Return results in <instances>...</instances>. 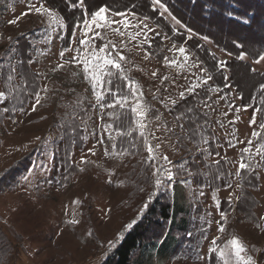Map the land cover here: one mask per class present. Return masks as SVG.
I'll return each mask as SVG.
<instances>
[{"label":"rangeland","instance_id":"374dc122","mask_svg":"<svg viewBox=\"0 0 264 264\" xmlns=\"http://www.w3.org/2000/svg\"><path fill=\"white\" fill-rule=\"evenodd\" d=\"M89 1L92 5L105 2ZM30 3L40 6L39 0H0V65H3L0 92L7 96L0 102V264L25 254L30 257L25 264H107L122 241L119 234L123 232L125 237L159 201L172 205L171 218L162 224L160 232L156 231L155 245L134 253L132 264H223L218 253L209 252L212 240L217 237L220 248L238 237L246 247L241 255L245 259L252 256L256 264H264V165L262 157L256 155V138L252 137V132L259 130V111L243 107L232 86L224 91L218 87L220 91L209 93L210 107L201 103L205 100L203 86L197 88L198 95L186 93L181 99L179 93L196 77L204 75L201 67L212 75L208 87L218 86L217 75L183 41V35H173L171 29L162 25L167 20L170 22L168 16H159L146 2L121 11L107 7L109 19L119 21L121 17L114 13L128 10V18L135 24L137 19L131 12L141 19L146 14L152 17L150 27L172 37L156 38L149 49L152 54L145 59L144 47L127 35L121 37L111 29L97 30L118 48L122 41L127 43L126 48H121L126 57L122 63L128 69L127 75L140 85L141 99L148 110L142 137L134 113L131 112L129 122H123L121 112H117L119 106L115 109L93 107V88L85 79L82 64H65L54 71L58 64L64 63L60 58L63 46H75L70 45L74 28L69 34L67 27L63 31L53 30L56 26H48L47 16L29 10ZM44 5L52 8L45 2ZM12 20L17 22L9 23ZM170 25L173 27L171 22ZM75 31L78 43L81 33L79 29ZM198 38L221 60L227 61L225 53L209 39ZM174 41L177 47L184 44L191 54L189 66L184 69L164 62V56L174 58V53L168 50ZM104 42L102 38L95 40L97 47ZM73 54L65 53V59ZM244 60L249 61L246 56ZM19 61L24 63L21 65ZM201 61L199 67H191ZM256 61H251L255 70L264 72V61ZM13 69V79L8 82ZM246 75L243 68L232 75L245 90L249 81ZM164 76L169 79L164 80ZM35 93L40 95L38 105ZM172 100L176 103L172 104ZM187 101L200 112L192 120L201 126L199 129L196 125L190 127V119L186 118L189 116L181 115L189 108ZM5 102L10 105L7 112L3 108ZM128 109L131 110L125 108ZM108 112L114 115L110 117ZM254 115L256 124H250ZM107 124L113 125L115 140L108 139V131L104 129ZM125 126L131 127L129 139L116 135L117 127ZM145 138L153 146L159 163L175 173L173 181L155 193L154 169L147 160ZM249 139L253 141L252 155L244 161L251 166L248 173L239 164ZM163 156L168 157L171 165L161 159ZM223 160L230 171L227 183L217 186L215 181L209 185L213 180L209 165H218L216 161ZM243 171L245 179L252 172L259 174L260 182L253 189L258 204L252 216L240 212L237 206L242 200ZM150 194H154L153 199L141 214ZM247 200L243 206L250 208L252 203ZM222 212L227 222L221 233ZM72 220L79 223H71ZM133 220L136 221L133 227L126 229ZM148 237L153 238L152 234ZM224 259L236 264L232 252Z\"/></svg>","mask_w":264,"mask_h":264},{"label":"snow or ice","instance_id":"6c2138e0","mask_svg":"<svg viewBox=\"0 0 264 264\" xmlns=\"http://www.w3.org/2000/svg\"><path fill=\"white\" fill-rule=\"evenodd\" d=\"M68 4L71 8H81L83 9V17L78 18L73 25V33H72V40L70 41V45L74 44L75 46H69L62 48L60 51V58L64 60V63L58 64L57 68L54 69H62L65 64H82L83 65V72L85 74V79H87L92 88L93 93L95 96V106H99L101 109L110 108L115 109L117 106L120 107V109H125L127 107L131 108V112L135 114L137 126L139 129V134L143 137L144 131L147 127V125L143 122L147 116L148 110L144 107L142 102L143 97V91L140 87V85L133 81L128 75V69L124 66L122 63L126 60L125 55L121 51V48H126L127 43L121 42V47L118 48L117 45L112 42L111 40H107L106 37H102L101 31L97 30H103V29H111L112 32L118 33L121 37L128 36L131 41H136L138 46H144L147 45V48H145V59L148 58L152 53L148 51V49H151L153 47V42L156 38H160L161 40H168L172 39V37L168 36L167 34H164L162 32H158L155 30V28L150 27L149 22L152 20V17L148 15H143L142 19L137 18V15L135 12H131V16L133 18L137 19V23L133 24L132 21L128 18V10L123 12H116L114 13L115 16L121 17V20H112L108 17L109 9L107 6H100L97 10L93 11L89 17L88 10L84 6V0H76L75 3L72 2V0H68ZM39 7H36L34 3L29 4V10L35 11L36 13L47 16L48 19V26L52 28L53 26H56L53 30L59 29L61 31L65 30L67 25L63 20V17L59 15L57 11H55L53 8L45 7L43 0H39ZM135 7V5H133ZM150 7L154 12L158 11L159 16L164 17L165 15L168 16V19L170 20L172 27L173 35H185L186 40H191L194 35H197L191 27H188L187 24L182 23L181 20H179L175 15H172L170 12V9L168 8L167 3L165 0H151ZM27 13H25L26 15ZM229 16L233 15V13L229 12ZM17 21L12 20L9 23L15 24ZM244 23H250L248 20H244ZM115 24L117 27H112V25ZM121 25L123 27V31L121 30ZM160 27V25L157 23L156 28ZM76 29L80 30V37L77 41L76 37ZM130 29H136V31H130ZM92 35H89V34ZM150 33H153V35H149ZM63 37H61L62 39ZM96 38H102L105 39L106 42L102 44V46L97 47L95 44ZM140 38V39H138ZM11 39V38H9ZM203 39L207 40L208 38L205 36ZM239 48H243V45L237 44L236 45ZM170 52L174 53V58L169 59L168 56H164V62L166 65L175 67L178 69H184L185 67H188V61L191 58V54L189 50L184 46V44H181L179 47H177L176 42L174 41L172 44V47L168 49ZM65 53H74L70 59H65ZM179 54L176 56L175 54ZM213 57L215 54H212ZM230 55V54H229ZM246 53L241 51L239 55V59H244ZM260 61H264V54L259 55V59L256 61L259 63ZM19 63L22 65L24 62L19 61ZM28 63H32L31 60L28 61ZM203 62H194L191 67H199V64H202ZM3 65H0L2 67ZM217 69H225L227 67V61L219 60L217 61L216 65ZM200 71L204 73L202 77H196V79L189 84L185 88L184 91L179 93V96L181 99L185 98L186 93L188 95H198L197 88H201L202 86L206 88L205 91V100L201 101L203 103L204 107H210L208 105L207 100L211 99V96L209 93L220 91L218 86L216 87H208V82L212 80V75L209 73L207 68H200ZM252 71H255V69H252ZM153 76L156 75L155 72L152 73ZM14 76V69L13 71L8 75L7 81L11 82ZM164 80L169 79L168 76L163 77ZM227 77L225 76V80ZM114 80L126 82V87L128 89L127 92L121 88L119 84H116L114 86L113 82ZM26 83V81H25ZM225 87H230V85H225ZM261 90H264V84H261L260 86ZM44 91H47V89H43ZM10 95V93H9ZM35 103L38 105L40 104V95L39 93H35ZM107 97V99H106ZM224 98V97H221ZM7 99L5 92H0V102ZM132 101L131 105L129 104V101ZM172 104H175L176 101L172 100ZM247 106H245L246 108ZM8 108H5L4 111H8ZM33 110H35V107H33ZM255 111H262V109H256ZM187 113L189 115L190 120H195V111L192 107L187 109ZM108 116L112 117L114 115L113 112H108ZM181 115H184L183 113ZM159 119V117H156ZM179 119V117H177ZM101 120H103V115L101 116ZM117 120H119V117H117ZM205 123L207 121L205 120ZM250 124H256L255 115L250 120ZM181 128L183 125H180ZM201 126L199 124L196 125V128L199 129ZM113 128L112 124L104 125V129L108 131V139L109 140H115L116 137L112 135L111 129ZM259 131H253L252 137L256 138L258 141V145L255 149L256 155L261 156L264 158V123H261L259 125ZM195 131V130H194ZM132 131L129 130L127 132L120 131L117 127V136L125 137V136H131ZM145 145L147 146V152L148 157L147 160L150 163V166L154 169L153 176L154 179V193L159 192L162 188L166 187L168 184H170L175 176V173L171 171L170 167H167L165 164H160L158 159L154 155V148L153 146L148 143L147 139L145 138L144 141ZM231 143V142H230ZM242 143V141H241ZM252 139H249L247 142V146L242 150L241 155V162L239 164V168L241 170H249L250 165L248 163H245L246 158H251L252 155ZM133 148L136 147L135 144L131 145ZM113 147H115V144H113ZM156 148H159V144L156 145ZM89 151H92L91 149ZM127 151V149H125ZM219 155V153H217ZM84 159L83 157L81 158ZM163 161L167 163V165H171V161L168 160L167 156H163L161 158ZM87 162V161H84ZM217 164H219V161H216ZM183 166L181 165V168ZM179 170V169H178ZM184 171H187L184 169ZM190 174V173H189ZM239 175V173H237ZM231 186V184H229ZM154 194H150L148 197V200L142 205L141 208V214L144 210L148 208V204L153 199ZM221 221L219 231L222 233L225 231L224 225L227 222V216L225 213H221ZM71 223H79V221L72 220ZM136 223L135 220L128 223L125 228L131 229L133 225ZM92 233H89L91 235ZM124 233L121 232L119 234V238L123 239ZM219 237L214 238L211 242V246L209 249L210 253H218V256L223 259V264H231V261L228 259H224L225 257L229 256L230 252L234 253L236 264H240V262H243V264H256L255 260L252 256H247L245 259L244 256L241 255V253L246 251L245 245L242 244L240 239L238 237H233L227 245H225L224 248H220L217 244V240ZM110 246H112V242H109Z\"/></svg>","mask_w":264,"mask_h":264},{"label":"trees","instance_id":"16d2710c","mask_svg":"<svg viewBox=\"0 0 264 264\" xmlns=\"http://www.w3.org/2000/svg\"><path fill=\"white\" fill-rule=\"evenodd\" d=\"M43 2L47 3L62 15L67 23L68 34L72 32V27L76 19L83 17V9L71 8L68 4V0H43ZM72 2L75 3L76 0H72ZM111 2L114 3L110 4ZM140 2H146L148 4L147 6L150 8L151 0H105V2L98 5H92L91 1L84 0V6L88 10V13H92L100 6H107L114 11H121L125 10L122 8L132 9L133 5ZM165 2L171 14L175 15L182 23L187 24L188 27H191L197 34L194 35L191 40H187L186 44L205 62L213 75H217L218 87L222 91L226 88L225 85L234 87L241 98L243 107L247 106V108H250L253 112L256 109H262V111H259L260 124L264 123V90H261L259 87L261 84H264V72L258 70L252 71L254 67L251 64V61L258 60L259 55L264 54V0H165ZM112 5L116 7H112ZM229 12L233 13V15L229 16ZM244 20H248L250 23H244ZM162 25L172 30V26L168 20L162 23ZM163 29L165 30L166 28ZM183 36V41L185 42L186 36ZM199 36H206L214 47H217V49L225 53L226 57L230 59L227 61V67L225 69H217L216 65L217 61L221 60L220 57L211 51L209 47L198 38ZM237 44L243 45V48L237 47ZM64 47L65 46H63V48ZM143 47L144 50L147 48L145 46ZM241 51L246 53L245 56L249 61L239 59ZM213 53L215 54L214 57L212 55ZM239 68L241 70L242 68L245 69L247 73L246 77L249 79V81H247L246 90L232 77L233 73ZM228 73L229 78L225 80V76L227 77ZM113 84L114 86L119 84L125 92L128 91L126 82L114 80ZM23 95L27 99L25 93H23ZM185 103H187L190 108V104L192 103L188 101ZM3 108L10 109V105L5 102ZM193 109L195 113L199 115V110H196L197 108L194 107ZM117 112H121V121L129 122L131 120L132 113L130 109L122 110L118 108ZM183 112L186 116L190 115L187 113V110ZM188 123L190 127H193L197 122L193 124L192 120H188ZM119 129H123V132H127L131 130V127L125 126L119 127ZM125 137L129 139V136ZM256 144L258 145L257 139ZM262 161L264 165V158H262ZM225 165L226 160L220 161L218 165H209L212 174L210 178L213 179L210 181V184L208 181L209 185L214 184L215 181H217V186H222V184L227 183L230 171ZM247 172L249 173V170H247ZM242 175V200L237 206L240 212L252 216L255 215L254 210L258 204L253 189H256L260 182L259 174L257 172H252L247 176V179L244 177L246 175L245 171L242 172ZM196 179L199 181L202 178ZM247 199H250L249 204L252 203L250 208L243 206V203L249 202ZM171 214L172 205L170 203L164 204L159 201L158 204L152 206L148 216L125 235L106 263L132 264L133 255L137 250L147 247L148 245L156 244L154 235L158 237L156 231L160 232L162 224L171 218ZM150 234H152L153 238L148 237Z\"/></svg>","mask_w":264,"mask_h":264},{"label":"crops","instance_id":"0c3cea01","mask_svg":"<svg viewBox=\"0 0 264 264\" xmlns=\"http://www.w3.org/2000/svg\"><path fill=\"white\" fill-rule=\"evenodd\" d=\"M28 254V253H27ZM30 255V254H29ZM28 258H30L28 255H20L18 258L10 261V263H6V261H4L3 264H25V261H28Z\"/></svg>","mask_w":264,"mask_h":264},{"label":"built area","instance_id":"2783aa9c","mask_svg":"<svg viewBox=\"0 0 264 264\" xmlns=\"http://www.w3.org/2000/svg\"><path fill=\"white\" fill-rule=\"evenodd\" d=\"M225 60H227V61H229L230 59L229 58H227V57H225ZM252 66H253V64H252ZM254 67V66H253ZM255 69V68H254Z\"/></svg>","mask_w":264,"mask_h":264}]
</instances>
